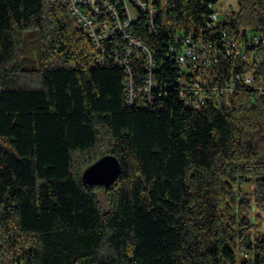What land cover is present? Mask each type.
<instances>
[{
	"label": "trees",
	"instance_id": "16d2710c",
	"mask_svg": "<svg viewBox=\"0 0 264 264\" xmlns=\"http://www.w3.org/2000/svg\"><path fill=\"white\" fill-rule=\"evenodd\" d=\"M206 2L158 0L157 34L135 29L161 70L164 40L199 31ZM238 6L228 32L264 31V0ZM29 29L42 64L23 69ZM94 56L64 0H0V264H264V94L129 106L124 71ZM105 155L118 179L85 184Z\"/></svg>",
	"mask_w": 264,
	"mask_h": 264
},
{
	"label": "built area",
	"instance_id": "2783aa9c",
	"mask_svg": "<svg viewBox=\"0 0 264 264\" xmlns=\"http://www.w3.org/2000/svg\"><path fill=\"white\" fill-rule=\"evenodd\" d=\"M225 0H207L203 27L192 28L163 42L160 69L154 52L136 31L154 36L159 30L158 0H64L73 21L89 36L95 65H115L125 74V102L149 107L165 94L176 93L188 109L229 106L241 88L264 94L257 86L263 61L264 31L228 32L232 11L223 12ZM251 65V70L246 67ZM237 67H244L238 69ZM160 69V70H159ZM256 70V71H255Z\"/></svg>",
	"mask_w": 264,
	"mask_h": 264
},
{
	"label": "water",
	"instance_id": "95a60500",
	"mask_svg": "<svg viewBox=\"0 0 264 264\" xmlns=\"http://www.w3.org/2000/svg\"><path fill=\"white\" fill-rule=\"evenodd\" d=\"M122 167L113 155H105L97 159L82 172V180L89 186L109 188L120 176Z\"/></svg>",
	"mask_w": 264,
	"mask_h": 264
},
{
	"label": "rangeland",
	"instance_id": "374dc122",
	"mask_svg": "<svg viewBox=\"0 0 264 264\" xmlns=\"http://www.w3.org/2000/svg\"><path fill=\"white\" fill-rule=\"evenodd\" d=\"M238 0H225L221 6L223 12L237 11ZM41 59V40L38 29H29L23 32V42L21 50V66L23 69L39 68ZM102 198L103 191H99Z\"/></svg>",
	"mask_w": 264,
	"mask_h": 264
}]
</instances>
